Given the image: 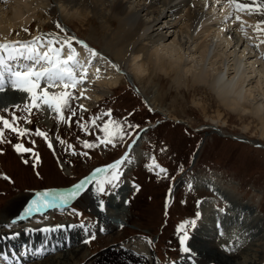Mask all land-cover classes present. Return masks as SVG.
<instances>
[{"label":"rangeland","instance_id":"374dc122","mask_svg":"<svg viewBox=\"0 0 264 264\" xmlns=\"http://www.w3.org/2000/svg\"><path fill=\"white\" fill-rule=\"evenodd\" d=\"M52 7V19L45 27L52 36L55 34L54 37L61 39V34L70 37L74 32L73 35L76 33L96 48L101 46L96 22L92 26L79 22L69 24L61 19L58 8ZM9 10L8 6L0 7V16ZM252 30L254 34L247 35L249 39L243 38L256 43L250 39L256 38L255 29ZM41 31L33 21L22 31V36L28 33L34 34L31 38L36 37ZM45 40H36L46 56L54 54V57L50 54L51 58L48 56L45 63L50 59L60 63L56 54L60 53L63 43L55 47V52L49 47L50 41L46 43ZM256 47L253 50L258 49ZM156 80L153 86L142 81L143 91L137 81L134 85L122 82L101 100L88 97L86 104L82 94L80 99L75 91L62 93L58 99L62 103L59 114L64 113L63 120L55 122L52 117L46 120L47 117L38 113L44 111L43 107L32 102L0 110V225L5 224L2 222L5 212L15 213L21 203L35 198L36 194L72 189L95 169L105 168L96 184L93 182L95 186L60 208L62 210L31 216L23 223L32 226L70 223L76 228L88 224L86 228H94L99 221H96L99 208L95 209L98 193L104 196L125 178L132 183L133 189L125 206L124 226L91 234L81 262L122 245L142 253L148 258L146 263L155 258L157 264L158 261L172 264L189 249L201 220L207 226L215 215L228 218L229 214L224 212L229 209L228 200L247 207V219L261 220L263 230L257 249L264 264V147L235 138L264 145L255 129L257 122L246 117V112L219 108L211 91L194 86L190 80L177 89L162 72L157 73ZM79 99L84 105H79ZM197 103L202 104L206 114ZM216 109L221 110L225 121L218 123V128L212 127L214 122L207 118V115H214ZM165 117L167 119L163 120ZM151 124L154 126L134 139L141 128ZM244 125L249 129L244 130ZM126 150L125 157L120 159ZM202 208H206L207 213L211 211L209 208H214V216L203 212L201 217ZM112 220L114 218L108 222ZM215 222L212 220L211 224ZM7 225L15 226L16 223ZM231 225L221 229L237 227ZM99 235L104 236L98 238ZM246 244L244 241L243 246ZM118 260V256L107 254L100 264Z\"/></svg>","mask_w":264,"mask_h":264},{"label":"bare ground","instance_id":"6f19581e","mask_svg":"<svg viewBox=\"0 0 264 264\" xmlns=\"http://www.w3.org/2000/svg\"><path fill=\"white\" fill-rule=\"evenodd\" d=\"M0 3V7L8 6L10 9L0 16V41L25 42L22 31L28 29L33 21H36L38 30L44 31L46 22L52 19V6L58 8L61 19H65L69 24L79 22L92 26L97 23L96 28L102 38L99 48L84 39L82 41L88 45L75 38L68 40L69 43L62 42L63 47L60 48V53L56 54L60 63L51 59L45 63L47 58L41 49L42 46L37 52L25 55L28 61L23 62H26L29 68L34 66L32 60L37 65L41 63L42 67L35 70L33 76L34 80H39L44 93L51 94L64 89V84H74L86 104L88 97L101 100L125 81L133 85L135 81L139 82L143 91L142 81L153 86L158 82L157 73L162 72L176 89L183 87L186 81L190 80L194 86L205 87L211 91L220 105L219 108L243 114L246 112V117H251L257 122L255 129L264 140V0H0ZM35 5H39L41 9ZM242 10L246 13H242ZM239 22L253 26L256 38L250 39H254L256 43L249 40L245 44L246 38L243 37H249ZM257 25L260 26L259 29ZM75 35L79 37L76 33ZM49 41V47L55 51L57 41L52 38ZM252 44L255 46H251ZM253 47L258 49L253 50ZM48 50L50 53L51 50ZM12 53L13 49H10L7 58L13 55ZM50 54H47V57L51 58ZM71 55L74 60L68 59ZM4 59L0 56V62L7 61L5 57ZM41 72L45 79L40 78ZM9 85L10 82H5L2 87L8 90ZM141 91L140 94L143 95ZM6 94L0 95V110L21 105L26 97L25 93L13 92L8 97ZM197 104L206 114L202 104ZM50 109L46 120L53 115V110ZM218 109L213 112L214 115H207V118L214 122L212 127L216 128L218 123L225 122L221 110ZM243 129H249L248 125H244ZM100 172L102 170L94 171L93 175L72 188L71 193L86 188L90 181L97 179ZM208 186L210 187V184ZM131 190L130 184L123 182L114 196L119 194L126 199ZM54 193L56 191L36 194L35 198L31 197L21 203L15 213L10 210L4 213L2 222L5 224L0 225V256L10 255L12 251L18 252L17 245H22V242L17 243V239H21L24 233L32 232L36 240L31 241L29 245L37 246L35 248L44 253L28 251L31 262L26 264H100L107 254L119 258L110 264H137L136 261L139 264H156L155 258L146 263L148 258L142 253L122 245L81 262L85 242L90 234L114 230L121 225L120 221L125 219L126 209L122 200L116 205L117 210H106V214L111 215L114 220L108 222V217L98 212L99 221L96 226L80 229L78 238L70 232V225L61 224L59 229L56 228L58 231L47 226L34 228L22 225L33 213L67 204L62 197L44 200L47 194ZM227 202L230 206L226 212L230 216L223 218V225L232 223L237 226L234 227L235 230L218 235L213 224L208 223L207 226L213 230L209 232L207 226L203 227L201 220L189 244L190 254L183 257L181 262L262 264L257 249L263 230L261 220L256 217L247 219V207H241L228 200ZM112 204L110 201L109 205ZM10 223H16L17 228L3 230L9 227L7 224ZM237 236L246 239L247 244L238 245L234 241ZM53 242H57L55 246L59 243L58 248L47 250L52 248Z\"/></svg>","mask_w":264,"mask_h":264}]
</instances>
